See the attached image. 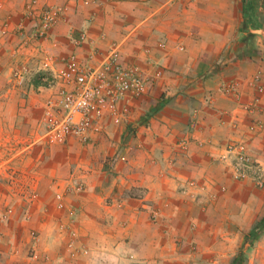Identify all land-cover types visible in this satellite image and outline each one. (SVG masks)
Masks as SVG:
<instances>
[{
    "label": "crops",
    "instance_id": "obj_1",
    "mask_svg": "<svg viewBox=\"0 0 264 264\" xmlns=\"http://www.w3.org/2000/svg\"><path fill=\"white\" fill-rule=\"evenodd\" d=\"M243 1L0 0V264H229L246 246L264 189L226 157L245 141L264 164V111L241 107L264 74V0L247 24ZM117 47L145 94L90 143L48 138L66 61L101 66ZM233 80L244 102L222 92Z\"/></svg>",
    "mask_w": 264,
    "mask_h": 264
},
{
    "label": "built area",
    "instance_id": "obj_2",
    "mask_svg": "<svg viewBox=\"0 0 264 264\" xmlns=\"http://www.w3.org/2000/svg\"><path fill=\"white\" fill-rule=\"evenodd\" d=\"M61 11L49 7L42 12L39 36H46L59 19ZM119 47L112 51L111 56L101 66L92 61L83 64L74 56L66 61V67L60 72L59 78L65 86L60 90L61 101L54 108L48 119L46 136L55 141H66L75 137L83 144L90 143L94 136L102 131V120L110 116L117 118L124 111L121 105L130 99H139L147 89V80L138 65L120 60ZM28 69L20 68L13 73L18 85L26 80ZM264 74L257 71L246 81V85L255 90L257 95L241 107L249 114L264 111L261 105L264 93ZM242 84L233 80L221 85L222 92L244 102ZM260 120L252 121L251 128L262 127ZM233 172L239 179L252 178L261 187L264 186V164L256 160L245 141L231 140L227 148ZM36 239V234L32 235ZM72 257L87 249L79 248L75 238L69 242ZM38 255L35 254V257Z\"/></svg>",
    "mask_w": 264,
    "mask_h": 264
},
{
    "label": "trees",
    "instance_id": "obj_3",
    "mask_svg": "<svg viewBox=\"0 0 264 264\" xmlns=\"http://www.w3.org/2000/svg\"><path fill=\"white\" fill-rule=\"evenodd\" d=\"M246 6V17L245 24L254 20V7H252L251 2H247V0L243 1ZM264 234V219L247 235L246 242H250V247L254 245V242L258 240ZM247 259L246 251L244 247L240 248L236 256L229 264H245Z\"/></svg>",
    "mask_w": 264,
    "mask_h": 264
},
{
    "label": "rangeland",
    "instance_id": "obj_4",
    "mask_svg": "<svg viewBox=\"0 0 264 264\" xmlns=\"http://www.w3.org/2000/svg\"><path fill=\"white\" fill-rule=\"evenodd\" d=\"M246 179H250V181L252 180V182L255 184V186L260 189L263 190L264 186L261 187L257 184V182L252 179V178H246ZM241 180H245V179H241ZM258 203L259 204H263L264 206V192L262 193V198L258 199ZM3 217H5V215H1L0 214V219H2ZM264 219V211L263 214L258 218V220L254 223V225L252 227H250V229L246 232L247 235ZM36 234L35 232H32V235ZM244 249L246 251V262L245 264L249 263V256L252 257V255L255 254V259H256V264H264V234L254 242V245L252 247H250V242H247L246 246H244Z\"/></svg>",
    "mask_w": 264,
    "mask_h": 264
}]
</instances>
